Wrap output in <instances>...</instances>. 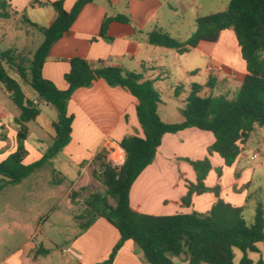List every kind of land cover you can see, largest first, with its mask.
<instances>
[{"label": "crops", "instance_id": "1", "mask_svg": "<svg viewBox=\"0 0 264 264\" xmlns=\"http://www.w3.org/2000/svg\"><path fill=\"white\" fill-rule=\"evenodd\" d=\"M48 1L58 0H5V7L0 9V51H19L26 40L30 39L32 30L39 31L32 24L42 28L52 24L56 14L46 4ZM76 1L63 0L64 9L70 11ZM218 1L220 0H92L81 9L69 30L51 45L42 66V76L58 89L65 90L67 83L64 75L69 71L70 60L74 57L82 58L94 66L102 63L105 66L134 71L142 74L144 79L154 80V87L161 95L157 108L160 119L165 123L181 122L183 100L190 85L196 83L195 78L200 67H204L205 80L198 83L199 85L204 86L211 76L217 80L215 89H218L222 83L220 79L225 78L223 81H228L226 92H233L246 74L245 62L240 57V49L231 30H223L214 43L201 41L182 54L173 49L150 45L148 34L161 31L174 39L184 41L183 37H179L180 34L195 30L197 18L227 8L229 0H224L222 9H215ZM117 16L127 18L128 22L115 20ZM106 18L112 20L108 23L104 36H100L101 26ZM21 35L24 36L22 40ZM224 37L236 47L233 50L234 59L218 54L216 45ZM208 67H220L221 70L212 73L207 70ZM181 83L182 92L176 97L174 89ZM1 89L4 90L0 85ZM214 90L204 87L200 94L219 95ZM22 91L27 99L36 101L37 95L32 89ZM4 93L7 95L5 90ZM7 97L11 101L8 95ZM11 103L0 101V161L17 148L19 125L15 119L19 110ZM136 105L137 99L127 90L109 86L103 80H96L91 86L78 88L73 92L67 106L68 114L74 117L70 142L41 167H50L52 185L59 187L63 182L69 183L64 192L68 209L84 206L80 194L87 191L88 195L92 192L87 187L92 183L90 170L94 163H99L95 159L98 153H103L112 164L120 165L124 155L119 147L121 140L128 135L143 136ZM39 109L35 120L26 123L27 137L24 147L27 155L24 165L39 161L54 137L53 122L57 118L56 111L49 104H39ZM257 131H262L259 138L264 143L263 128H257L253 132ZM250 135L240 143V153L231 168L225 165L217 153H208V147L214 142V136L208 131L187 128L163 135L153 162L130 188V206L139 213L150 215L206 212L216 200L213 194H194L188 206L181 204V198L187 193V182L196 183V174L184 159L195 161L208 158L211 170L204 185L213 187L220 183V197L227 195V203L242 207L244 219L249 224L254 217L255 207L248 208L247 200L241 199L236 193L231 195L229 187L232 182L225 187L224 181L240 160L249 159L253 162L258 155L263 154L260 150H254L250 156L244 154ZM253 154H256V158L252 160ZM262 165L256 169L263 171ZM41 168L20 183L7 185L0 190V264L41 263L38 257L41 248H37L34 242L37 227L24 215L25 211L33 210L37 203L41 204L42 189L38 188ZM217 169H221V175H218ZM254 175L255 170L252 172V176ZM26 183H30L27 188L10 189L22 187ZM261 205L264 211V202ZM73 218L80 224L81 219L78 216ZM38 221L40 223L41 219ZM15 230L23 231V239L16 238L17 241H12L16 235ZM118 238L119 234L114 227L102 218H95L87 229L72 240L68 255L61 263L98 264L108 257ZM258 248L259 252L253 253L258 255L257 260L254 261L248 253L252 264H256L259 258L264 259L261 248ZM42 251L48 252L45 249ZM113 264L147 263L141 261L135 243L128 240L118 251Z\"/></svg>", "mask_w": 264, "mask_h": 264}, {"label": "trees", "instance_id": "2", "mask_svg": "<svg viewBox=\"0 0 264 264\" xmlns=\"http://www.w3.org/2000/svg\"><path fill=\"white\" fill-rule=\"evenodd\" d=\"M90 2L92 0H77L70 11L64 9L63 0L46 2L56 16L49 27L32 24L43 34L44 41L27 65L25 58L16 56L17 50L0 51V85L19 110L15 119L19 125L17 148L0 161V190L20 183L66 147L71 139L74 119L67 109L73 92L91 86L96 80H103L109 86L127 90L137 99L136 114L143 136L128 135L121 140L119 147L124 155L120 165L107 161L103 153L95 157L99 162L97 177L105 190L91 192L85 197L84 204L90 218L82 227L87 229L95 218H102L119 234L108 257L98 264H113L118 251L128 240L135 243L141 261L147 264H176L174 258H180L187 264H235L234 250L242 254L237 264H252L248 253H258L259 243L264 247L262 205L260 202L256 204L254 217L248 224L242 207L233 206L220 198L218 185H204L211 170L208 158L195 161L184 159L192 166L196 183L187 182V193L181 198V204L188 206L194 194L213 193L216 200L206 212L173 215L139 213L130 206L129 192L134 181L153 162L161 139L167 133L187 128L212 133L214 142L208 147V153H217L226 166H232L240 153V143L257 128H264V0H229L224 11L197 18L194 32L184 41L161 31L148 34L150 45L182 54L201 41L214 43L223 30H231L245 62L246 74L233 92L201 95L204 87L210 90L216 88L217 80L211 76L204 86L192 83L180 110L183 120L176 123H165L160 119L157 112L161 102L160 92L154 87V80L144 79L140 73L102 63L94 66L74 57L64 75L67 83L65 90L58 89L43 78L42 66L51 45L69 30L81 9ZM5 3V0H0V9L5 7ZM114 19L128 22L122 16ZM111 20L106 18L103 21L100 36H104ZM9 69H15L18 77L36 93L37 102L25 97L20 82L9 74ZM182 89V83L177 85L174 96L178 97ZM40 97L45 98L57 113L53 122L54 137L39 161L24 165L27 155L24 147L26 123L34 121L39 114ZM217 173L220 174L219 169ZM256 264H264V259L259 258Z\"/></svg>", "mask_w": 264, "mask_h": 264}, {"label": "rangeland", "instance_id": "3", "mask_svg": "<svg viewBox=\"0 0 264 264\" xmlns=\"http://www.w3.org/2000/svg\"><path fill=\"white\" fill-rule=\"evenodd\" d=\"M224 0L218 1L217 8L215 9H222V4ZM227 6V4H226ZM205 10V9H204ZM203 10V11H204ZM183 31L179 37H183V39H187L191 36L194 32L192 30L188 34H184ZM23 34V33H22ZM234 34V33H233ZM21 40L22 37L20 36ZM30 39L26 40L25 44L22 45V48L17 51V55L19 59L25 58V64L27 65L28 62L33 58V55L36 49L41 45L44 41V36L40 31L32 30V35L29 37ZM173 38V37H172ZM30 40V42H29ZM218 54L221 56L232 57L235 58L233 54V50L236 48L230 42L227 37H224L219 41L216 45ZM241 57V53H240ZM242 59V57H241ZM243 60V59H242ZM244 61V60H243ZM201 71V72H200ZM200 73L198 72L195 78L196 83H202L204 79V67H200ZM9 74L16 78L20 84L21 88L24 91L30 90L31 88L24 83L16 74L15 69H9ZM224 76V74H222ZM222 80L220 83L221 85L218 86V89H215V94L217 92L219 94L226 93V89L228 83L224 82L225 78H221ZM232 81V80H231ZM230 82V81H229ZM236 84V83H235ZM234 84V85H235ZM240 85V84H239ZM234 88V87H231ZM235 91V90H234ZM10 102L7 95L4 93V90H0V101L1 102ZM12 104V103H11ZM13 106V105H12ZM15 108V107H14ZM17 110V109H16ZM264 130V128H263ZM262 134V131H257L251 133L247 145L244 149V154L250 156L254 150H260L263 154L258 155L255 161L251 162L249 159H242L235 167H232V174H229L225 177L224 185H230V194L239 195L241 199L247 200L248 208L255 207L258 202H264V143L260 140L259 136ZM263 164V165H262ZM263 166V171H258L256 167ZM231 168V166H228ZM220 174L221 175V169ZM255 170V175L252 176V172ZM91 177L92 183H90L87 187L88 190H92V192H103L105 190V186L99 180L97 175L99 174V163H94V167L91 168ZM40 180L38 182V188L41 190V204L37 203L33 210L25 211L26 218L33 222V225H36V233H35V240L37 248H41V253L39 254V260L41 261L40 264H62L63 258L67 257L69 252V246L72 240L80 234L84 228L81 226L88 218H90L87 208L84 204V199L86 197L87 191L84 194H80L81 202L84 204L79 206H74L68 209L67 199L64 198V192L68 189L69 183L63 182L59 187L52 185L51 180L52 176L50 174V167L44 166L40 169ZM252 176V181H251ZM251 182V184H249ZM30 183H26L22 187H10V189L16 188H27ZM219 189V195L222 192V185L220 183L217 184ZM25 186V187H24ZM211 193V192H207ZM213 194V193H211ZM228 194V195H230ZM85 197H84V196ZM214 196V194H213ZM227 196V195H226ZM226 196L221 198L226 202ZM83 197V198H82ZM215 197V196H214ZM216 199V197H215ZM112 203V201H110ZM74 216H78L80 220V224L74 221ZM83 217V218H82ZM39 219L41 222L39 223ZM14 239L12 241H17L23 239V231L22 230H15ZM17 238V239H16ZM14 242H12L13 244ZM14 245H12L13 247ZM261 248L262 254L264 256V247L261 243L258 244ZM48 250V252L44 253L42 250ZM241 252L239 250H235V260L237 262L240 258ZM249 256L255 261L258 258L257 254L250 253ZM176 264H187V262L183 263V260L180 258L174 259ZM181 260V261H180Z\"/></svg>", "mask_w": 264, "mask_h": 264}, {"label": "built area", "instance_id": "4", "mask_svg": "<svg viewBox=\"0 0 264 264\" xmlns=\"http://www.w3.org/2000/svg\"><path fill=\"white\" fill-rule=\"evenodd\" d=\"M207 70L210 71V72H212V73H215L216 71H220L221 68H220V67H216V68H214V67H208ZM35 102H37V101H34V103H35ZM255 158H256V154H253V155L251 156V159L253 160V159H255Z\"/></svg>", "mask_w": 264, "mask_h": 264}, {"label": "water", "instance_id": "5", "mask_svg": "<svg viewBox=\"0 0 264 264\" xmlns=\"http://www.w3.org/2000/svg\"><path fill=\"white\" fill-rule=\"evenodd\" d=\"M38 103L39 104H46V105L49 104L48 101L45 98H42V97L38 98Z\"/></svg>", "mask_w": 264, "mask_h": 264}]
</instances>
